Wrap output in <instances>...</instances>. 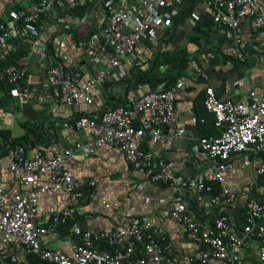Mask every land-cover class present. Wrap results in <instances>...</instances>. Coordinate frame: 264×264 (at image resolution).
<instances>
[{
  "label": "built area",
  "instance_id": "2783aa9c",
  "mask_svg": "<svg viewBox=\"0 0 264 264\" xmlns=\"http://www.w3.org/2000/svg\"><path fill=\"white\" fill-rule=\"evenodd\" d=\"M84 1L30 0L22 8L10 9L8 17L0 23V63L7 58L6 47H11L15 41L28 40L41 45L38 23L54 11L63 14L65 29L84 20L86 16L79 19L70 11ZM135 1L105 0L107 24L101 31L80 40L73 39L69 44L58 39L53 44L55 50L44 55L47 73L59 90V105L66 109L85 106L72 126L87 138L53 155L42 149L27 150L19 144L10 150L7 167L22 188L8 197L0 187V244L26 246L50 264H213V260L245 264V249L251 245V239H256L260 242L259 264H264V200L257 198L246 203L242 229L226 215L213 214L210 209L204 216H198L190 200L178 196L171 208L119 222L109 231L83 229L73 224L76 241L71 252L46 245L45 239L75 220L87 201L99 198L96 189L99 178L93 177L85 186L70 168V162L78 155L89 157L98 147L110 145L120 150L128 161L149 172L152 182L195 193L198 199L207 195L211 206L221 207L234 206L238 200V192L230 182L234 179L232 156L246 155L244 162L248 166L253 163L250 156L264 154V92L256 90H250L246 100L221 99L213 86L205 87L204 105L220 134L199 138V150L216 162L215 170L202 177L181 176L171 162L156 157L152 147L144 148L146 137L151 144L157 143L163 135V127L177 124V85L165 89L162 84L139 95L131 105L91 116L89 107L95 103L97 86L108 79L116 80L124 60L136 54L140 41L147 36L157 39L156 27L171 24V17L160 13L162 0ZM213 6L214 22L232 32L236 58L246 60L255 49L253 39L244 34L243 24L247 20L254 26L255 33H259L256 36L264 50V0H213ZM103 44L110 48V56L100 66L94 49ZM75 50L92 55L94 68L89 70L80 63L73 65ZM26 77L27 66L21 59L0 70V80L13 85L10 95L25 102L29 95L24 85ZM30 88L38 91L34 83ZM2 98L0 86V103ZM10 116L0 107V118ZM64 126H70L69 122ZM185 132L183 126L177 129L178 136ZM263 174L264 159L255 169L257 177ZM213 182L220 184L217 191ZM60 192L67 194L68 203L59 209L43 210L40 198L54 197ZM100 204L111 208L105 199H101ZM168 221L181 225L187 238L197 247L185 253L177 251L167 236ZM9 258L12 262H21L16 253H10Z\"/></svg>",
  "mask_w": 264,
  "mask_h": 264
},
{
  "label": "crops",
  "instance_id": "0c3cea01",
  "mask_svg": "<svg viewBox=\"0 0 264 264\" xmlns=\"http://www.w3.org/2000/svg\"><path fill=\"white\" fill-rule=\"evenodd\" d=\"M88 1H92V7L84 20L70 26L72 32L65 29L63 14L54 11L40 23L41 45L22 40L13 44L11 41V47H6L7 52H20V59L27 66L24 85L29 95L26 102L8 97L5 106L1 108L11 116L8 119L0 118V126L10 129L14 138H23L28 133V128L36 127L40 141L45 144L44 152L48 155L61 152L87 138L86 134L74 126H64L68 119L70 121L75 115L82 113L85 106L81 104L66 109L59 105V90L52 83L43 59L44 55L55 50L53 44L56 40L63 39L69 44L74 39L73 34L83 38L90 31L99 32L106 26L105 0ZM29 2L30 0H0V18L6 19L12 6H25ZM159 8L162 15L171 17V24L168 27L164 24L156 27L159 30L157 39L147 36L140 41L136 54L124 60L116 80L108 79L97 86L94 92L95 103L89 110L91 114L98 115L103 107L131 105L142 93L157 89L171 80L172 76H177L174 85L178 87L175 98V106L179 112L178 122L175 126L163 127V135L157 143L151 144L149 137H146L144 144L152 147L156 157L171 162L179 175L202 177L216 168L215 160L198 148L199 138L211 131L207 126L210 120L201 121L207 117L210 119V113L203 107L205 87L213 86L221 99L246 100L250 90L264 92V50L257 37L259 33H255L254 26L247 20L243 24L244 34L246 38L253 39L255 49L250 58L238 60L231 40V30L213 20V0H162ZM95 55L99 57L101 66L110 52L101 50L95 52ZM183 55L189 60L178 76L173 63L176 57ZM72 60L73 65L80 63L89 70L94 68L93 57L86 51H73ZM163 77L167 78L164 83L158 81ZM33 83L38 85L37 92L31 91ZM182 126L186 132L178 136L177 129ZM250 158L253 163L248 166L245 165L244 154H235L231 159L234 179L230 182L238 192L237 203L234 206L213 207L207 195L204 199H198L195 193L177 191L164 184L154 183L150 180L149 172L128 161L120 150L110 145L100 146L95 154L89 157L78 155L70 162V168L84 181L85 186L93 177L99 178L96 186L99 198L87 201L79 210L74 224H79L83 229L109 231L119 222L145 214H158L171 208L177 197L182 196L190 200L191 208L198 216H204L209 209L213 214L224 212L231 223L242 229L247 201L257 196L264 200V185H258L259 177L255 175L256 167L264 158L262 155H252ZM218 186L220 188V184ZM0 187L8 197L22 188L9 172L7 156L0 158ZM101 199L109 201L111 208L101 207ZM67 203L68 196L64 192L57 193L54 197L40 198L43 210L59 209ZM73 226L68 232H63L64 235L59 229L57 233L47 237L46 245L71 252L76 241ZM166 229L167 236L177 251L185 253L197 247L187 238L181 225L168 221ZM259 245L258 240L251 239V245L244 253L245 264H259ZM201 248L208 249L206 246ZM12 252L24 262L28 249L21 245L0 244L1 264H8L9 254ZM213 264L231 263L213 260Z\"/></svg>",
  "mask_w": 264,
  "mask_h": 264
},
{
  "label": "trees",
  "instance_id": "16d2710c",
  "mask_svg": "<svg viewBox=\"0 0 264 264\" xmlns=\"http://www.w3.org/2000/svg\"><path fill=\"white\" fill-rule=\"evenodd\" d=\"M22 7H24V6L23 5L12 6V8H16V9H19ZM91 7H92V1L85 0L83 4H78L76 7L72 8L70 11L73 12L79 19H83L85 16H87L88 11ZM7 13L9 15V11ZM3 21H5V18H0V23ZM40 23H41V21H39V23H38L39 27H40ZM69 29H70V31L72 30V28H69ZM66 30H68V29H66ZM96 32H98V31L92 30L88 33L87 36L89 37L90 35H92ZM73 38L75 40H80L82 37H78L77 34H75V35L73 34ZM51 43L52 42H50L49 45H51ZM98 48L94 49V52L98 53L101 50L102 51L108 50L110 52V48L106 44L100 45V46H98ZM19 53L20 52H16V51H10V52L8 51L7 52V58L0 63V70H2L6 66L16 64L17 61L21 58V55ZM175 59H176V61L173 63V69L177 70L178 76H180L181 71H183V69H185L189 58L186 55H183V56L176 57ZM176 77L172 76V79L169 81L167 80L166 77H163V78L158 79V81L163 82V81L167 80V82L164 84V88L168 89V88L174 86ZM0 86L3 90V98H2V101L0 103V107H3V106H5L6 100L8 99V97L11 96L10 95V89L12 88L13 85L6 82V81L0 80ZM117 106H121V105L116 104V105H113V106H110L107 108L103 107V109L100 113L107 111L109 109L116 108ZM123 106H128V105H123ZM203 107H204L205 111L207 112V109L204 105V99H203ZM81 115H82V113H78L70 121L68 119L67 122H69V124L72 125V124H74L75 120H77ZM91 116L95 117L97 115L91 114ZM209 116H210V119H209V117H207V119L206 118L203 119L204 120L203 122H207V120H210V124H208L207 126L209 127V129L211 131H208L203 136H217L220 134V131L215 126V121H214L213 116L211 114ZM17 144L23 145L27 150L42 149L43 151H44L43 146L45 145L43 142L40 141L39 131L37 130L36 127L28 128V133L23 138H14L12 131L10 129H6V128H3L0 126V158L6 157L9 154L10 150ZM144 148H147V146L145 144H144ZM262 157L264 158V154L262 155ZM212 184L214 186V190L217 191L219 189V186H218L219 183L213 182ZM258 185H264V174L258 178ZM257 199H259L258 196H257ZM219 214H224V212H220ZM77 216H78V214H77ZM77 216H76V219H77ZM75 220H71L68 223H66L60 227V231L62 232L63 235H64L63 232H66V231L68 232L69 228H71V226L74 224ZM27 249H28V252L26 254V258H25L24 262H12L11 259L9 258L8 264H50V263H46L45 261H43L40 258V256L37 253H35L32 249H29V248H27Z\"/></svg>",
  "mask_w": 264,
  "mask_h": 264
},
{
  "label": "water",
  "instance_id": "95a60500",
  "mask_svg": "<svg viewBox=\"0 0 264 264\" xmlns=\"http://www.w3.org/2000/svg\"><path fill=\"white\" fill-rule=\"evenodd\" d=\"M227 28V27H226Z\"/></svg>",
  "mask_w": 264,
  "mask_h": 264
}]
</instances>
